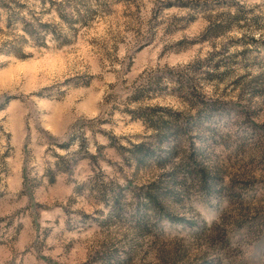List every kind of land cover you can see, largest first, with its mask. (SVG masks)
<instances>
[{
	"label": "rangeland",
	"instance_id": "374dc122",
	"mask_svg": "<svg viewBox=\"0 0 264 264\" xmlns=\"http://www.w3.org/2000/svg\"><path fill=\"white\" fill-rule=\"evenodd\" d=\"M0 264H264V0H0Z\"/></svg>",
	"mask_w": 264,
	"mask_h": 264
},
{
	"label": "trees",
	"instance_id": "16d2710c",
	"mask_svg": "<svg viewBox=\"0 0 264 264\" xmlns=\"http://www.w3.org/2000/svg\"><path fill=\"white\" fill-rule=\"evenodd\" d=\"M145 114V115H144ZM148 116H150V115H148V114H146L145 112L141 115V118L143 119V120H145L144 118H147ZM175 120V119H174ZM151 126H153L155 129H156V124H155V122H153V123H151ZM160 126V125H159ZM165 130H167V131H177L178 130V127H168V128H165ZM136 147H141V145H138V146H136Z\"/></svg>",
	"mask_w": 264,
	"mask_h": 264
}]
</instances>
